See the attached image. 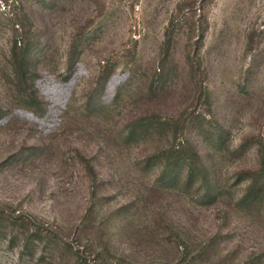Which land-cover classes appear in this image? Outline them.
<instances>
[{"label": "rangeland", "instance_id": "1", "mask_svg": "<svg viewBox=\"0 0 264 264\" xmlns=\"http://www.w3.org/2000/svg\"><path fill=\"white\" fill-rule=\"evenodd\" d=\"M29 34L38 113L10 85ZM186 139L215 199L168 182ZM259 142L264 0H0V264H264Z\"/></svg>", "mask_w": 264, "mask_h": 264}, {"label": "trees", "instance_id": "2", "mask_svg": "<svg viewBox=\"0 0 264 264\" xmlns=\"http://www.w3.org/2000/svg\"><path fill=\"white\" fill-rule=\"evenodd\" d=\"M31 34L26 40L16 37L10 47V85L18 98L20 106L38 113L41 108V101L35 89V79L33 70V59L31 57L32 42ZM154 122L146 123L149 129ZM144 125V124H143ZM187 123H182L178 127L180 134L184 135ZM136 128V129H135ZM129 134V138H134L137 134L145 130L139 124ZM211 144V148H213ZM259 156V168L256 171H247L250 177V184L240 198V203L246 206H254L258 202L261 189L264 187V142H259L257 146ZM89 169L94 173L93 166L89 164ZM165 169L168 175V182L174 183L183 177L184 184L189 188L199 181L204 199H215L220 194V185L216 182L202 153L188 139L179 144L177 148L172 147L167 156ZM184 174V175H183Z\"/></svg>", "mask_w": 264, "mask_h": 264}]
</instances>
